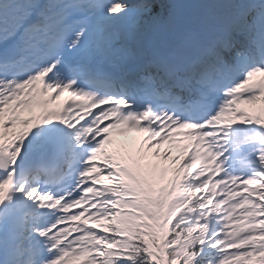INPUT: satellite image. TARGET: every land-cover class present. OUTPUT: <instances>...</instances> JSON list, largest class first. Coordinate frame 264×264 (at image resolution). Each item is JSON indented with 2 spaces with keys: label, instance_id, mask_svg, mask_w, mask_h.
Here are the masks:
<instances>
[{
  "label": "snow or ice",
  "instance_id": "6c2138e0",
  "mask_svg": "<svg viewBox=\"0 0 264 264\" xmlns=\"http://www.w3.org/2000/svg\"><path fill=\"white\" fill-rule=\"evenodd\" d=\"M0 264H264V0H0Z\"/></svg>",
  "mask_w": 264,
  "mask_h": 264
},
{
  "label": "rangeland",
  "instance_id": "374dc122",
  "mask_svg": "<svg viewBox=\"0 0 264 264\" xmlns=\"http://www.w3.org/2000/svg\"><path fill=\"white\" fill-rule=\"evenodd\" d=\"M133 135H135V134H133ZM174 154H177V153H174ZM197 169H193V173H195V171H196ZM185 171H187V170H185ZM101 183L102 184H110V183H114L113 181H109L108 179H106V178H104L103 176L101 177ZM98 187H99V185H98Z\"/></svg>",
  "mask_w": 264,
  "mask_h": 264
}]
</instances>
